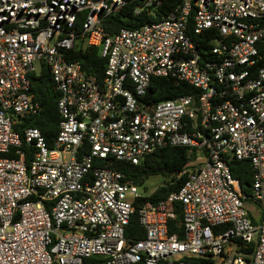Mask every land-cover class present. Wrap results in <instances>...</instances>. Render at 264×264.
<instances>
[{
    "label": "built area",
    "instance_id": "2783aa9c",
    "mask_svg": "<svg viewBox=\"0 0 264 264\" xmlns=\"http://www.w3.org/2000/svg\"><path fill=\"white\" fill-rule=\"evenodd\" d=\"M129 4L154 15L162 0H0V264H264V0H180L163 21L109 36L103 17ZM86 48L99 49L100 78L66 59ZM43 66L60 125L52 147L25 129L27 163L15 127L40 114L30 89ZM154 78L198 94L150 103ZM167 147L195 150L186 180L138 209L115 166ZM233 160L252 167L250 196ZM137 212L145 238L131 240Z\"/></svg>",
    "mask_w": 264,
    "mask_h": 264
},
{
    "label": "trees",
    "instance_id": "16d2710c",
    "mask_svg": "<svg viewBox=\"0 0 264 264\" xmlns=\"http://www.w3.org/2000/svg\"><path fill=\"white\" fill-rule=\"evenodd\" d=\"M180 0H162V4L155 10L154 15L148 11L134 14L135 4L127 5L121 12L103 17L102 26L109 36H115L121 29H137L147 24L163 21L171 14ZM86 14L80 15V21ZM260 65H264V41L258 43ZM98 48L75 49L66 57L68 61H78L84 70L95 74L100 78L103 74L104 63L98 56ZM31 93L36 101L41 104L40 114L22 119L15 127V131L23 139V151L26 153V162L33 158L32 150L26 145L24 131L26 128H37L42 132L43 137L50 147L54 145L60 125V114L58 111L59 91L45 66L40 73L31 76ZM197 96L198 90L186 84H175L170 79L154 78L148 90L146 100L150 103H157L165 100L176 99L183 95ZM195 157V150L183 147H167L155 151L147 156L140 164L130 165L118 163L115 167L124 174L125 181H131L135 185H143L147 180L154 177L165 179V185L158 188L149 197L137 199L136 207L139 209L146 202H159L166 199L170 194L178 192L186 180L183 174ZM232 175L241 182L242 190L248 196L251 195L253 183V171L249 162L233 160L229 163ZM177 223L182 221V209L177 208ZM126 236L131 240H142L145 238V231L140 225L138 212L135 213L126 228ZM253 250V244L249 246ZM82 264H105L103 260L96 257L83 260Z\"/></svg>",
    "mask_w": 264,
    "mask_h": 264
},
{
    "label": "rangeland",
    "instance_id": "374dc122",
    "mask_svg": "<svg viewBox=\"0 0 264 264\" xmlns=\"http://www.w3.org/2000/svg\"><path fill=\"white\" fill-rule=\"evenodd\" d=\"M165 179L162 177H154L147 180L143 185H136L138 193L143 197H149L152 195L158 188L165 185ZM259 206L256 203L248 202L246 204V209L249 213L250 218L252 219L255 225L259 223Z\"/></svg>",
    "mask_w": 264,
    "mask_h": 264
}]
</instances>
